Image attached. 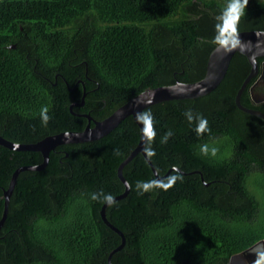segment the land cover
Instances as JSON below:
<instances>
[{"label": "trees", "instance_id": "1", "mask_svg": "<svg viewBox=\"0 0 264 264\" xmlns=\"http://www.w3.org/2000/svg\"><path fill=\"white\" fill-rule=\"evenodd\" d=\"M46 4L41 18L17 16L0 29V136L15 143L81 130L84 115L101 120L147 88L197 81L233 31L264 30V0ZM249 68L235 53L209 93L142 110L157 173H184L156 180L141 153L123 167L129 192L105 209L125 237L111 264H228L264 239V194L249 187L264 193V121L234 102ZM240 102L250 107L247 86ZM139 136L129 115L98 140L56 146L42 169L20 171L0 264H108L121 237L100 209L123 193L117 167ZM41 162L39 151L0 145V219L13 171Z\"/></svg>", "mask_w": 264, "mask_h": 264}, {"label": "water", "instance_id": "2", "mask_svg": "<svg viewBox=\"0 0 264 264\" xmlns=\"http://www.w3.org/2000/svg\"><path fill=\"white\" fill-rule=\"evenodd\" d=\"M235 53H240L247 59L250 68L249 72L242 81L240 87L238 88L234 102L237 108L243 112L249 113L251 115L258 116L264 120V114L260 111L253 110L245 107L240 102V96L249 83V81L258 73V62L257 59L264 56V30H242L233 31V33L226 38L221 43L217 44L209 53L206 61L204 76L193 82H180L176 81L174 84L162 85L152 88H147L137 95L133 96L131 99L126 101L124 104L115 109L111 114L106 116L101 120L91 119L90 115H84L87 118V123L85 127L81 130L76 131H63L51 135H47L42 139L34 143H15L11 142L2 136H0V145L13 150H31L39 151L42 155V162L37 165L32 166H21L15 169L11 175L8 187L3 191L4 197V210L3 215L0 219V227L7 213V205L10 194L16 183L17 176L20 171L30 169V170H40L42 169L47 160L49 152L58 145L68 144V143H82L88 141H94L102 138L103 136L110 133L119 123L127 116L131 115L139 127V141L136 147L130 152V154L118 165L117 176L120 181L124 184V191L120 195L114 196L106 200L101 209L100 216L103 222L113 231H115L120 237V244L115 247L107 257L108 264H111L112 255L123 248L125 244L124 234L111 222L108 221L105 214L106 207L115 200L121 199L127 195L129 192V184L122 174L123 167L138 153H141L147 163L149 164L156 180L163 179L171 170H177L184 173L177 167H173L167 171L163 176H160L151 160L149 159L146 151L145 144L148 138V129L141 116V112L146 107L167 100L174 99H188L196 98L205 95L212 91L221 82L226 74L230 61ZM85 94L83 93L81 97V102L79 105L83 104V98ZM71 109V106H70ZM92 120V125L90 121ZM191 173L200 174L201 180H203L200 171H192ZM209 185V183H205ZM264 245V239L257 241L252 246L246 248L243 251L235 253L230 256L228 264H264V250L256 251L255 248L259 245Z\"/></svg>", "mask_w": 264, "mask_h": 264}, {"label": "rangeland", "instance_id": "3", "mask_svg": "<svg viewBox=\"0 0 264 264\" xmlns=\"http://www.w3.org/2000/svg\"><path fill=\"white\" fill-rule=\"evenodd\" d=\"M43 7H47L46 0H0V29L4 28L10 19L17 16L41 18L44 12H42ZM249 187L255 191L259 199H263L262 190L255 188L252 184ZM263 247V244H259L255 250L258 251Z\"/></svg>", "mask_w": 264, "mask_h": 264}, {"label": "flooded vegetation", "instance_id": "4", "mask_svg": "<svg viewBox=\"0 0 264 264\" xmlns=\"http://www.w3.org/2000/svg\"><path fill=\"white\" fill-rule=\"evenodd\" d=\"M258 59V73L251 79V81H249L247 85L250 104V107L247 108L260 111L264 114V56ZM91 119L93 118L91 117ZM90 125H92V120L90 121ZM262 250H264V247L258 249V251Z\"/></svg>", "mask_w": 264, "mask_h": 264}]
</instances>
